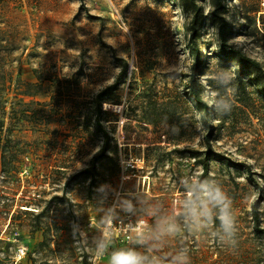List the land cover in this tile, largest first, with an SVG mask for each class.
Returning a JSON list of instances; mask_svg holds the SVG:
<instances>
[{
    "label": "rangeland",
    "instance_id": "1",
    "mask_svg": "<svg viewBox=\"0 0 264 264\" xmlns=\"http://www.w3.org/2000/svg\"><path fill=\"white\" fill-rule=\"evenodd\" d=\"M223 3L231 42L264 67V0ZM189 21L179 0H0V264H111L119 252L139 264H264L262 90H235L236 64L205 27L198 79L212 146L231 161L211 159L201 177L208 129L184 78ZM120 151L144 162L140 186L118 195ZM205 187L223 204H206ZM120 218L144 220L142 235L117 237L109 221Z\"/></svg>",
    "mask_w": 264,
    "mask_h": 264
},
{
    "label": "trees",
    "instance_id": "2",
    "mask_svg": "<svg viewBox=\"0 0 264 264\" xmlns=\"http://www.w3.org/2000/svg\"><path fill=\"white\" fill-rule=\"evenodd\" d=\"M202 0H179L181 7H183L190 14V21L188 22L186 28L189 33V41L191 43V49H193V62L190 66V71L184 75V78L187 79V92L189 96L195 101V106L199 110H203V122L207 127V133L205 135L207 145H208V155L205 158L200 160L203 167V174L201 177L207 178L209 175V161L211 159L231 161L228 158H225L221 152L214 150L211 137L214 134V130L217 126L213 123L212 119V109L203 98L200 89L199 83V71L201 66L205 65V61L202 60V54L199 49V40L204 34L202 31L205 27L210 26L216 29V35L219 41V54L227 59L229 62L234 61L236 64L234 73H235V90H242L244 93L247 92V84L256 86L262 90V96L264 97V67L262 63L256 58L248 55L241 47L236 46L231 42L235 31L232 27V24L226 18V8L223 3V0H209L212 9L205 13L203 7L200 5ZM247 18H251V15L247 13ZM208 44V43H207ZM249 79V82L247 80ZM211 85L215 86V90L218 91V94H223L228 89V84L223 82L218 78H210ZM217 83V84H216ZM111 89V87H110ZM115 87H112V90ZM104 93L100 92L97 97V106L96 109L98 112L102 111V104L104 99L102 95ZM222 123L226 122V116L224 114L218 115V118ZM3 126V122H0V127ZM1 129V128H0ZM104 143L101 147L100 157L106 156V151L109 147V138L107 132L104 130ZM193 157L196 160L200 159V153L198 151H193ZM245 167H249L246 164L239 163ZM250 171V168H248ZM255 217L258 219V215ZM264 231V230H261Z\"/></svg>",
    "mask_w": 264,
    "mask_h": 264
},
{
    "label": "built area",
    "instance_id": "3",
    "mask_svg": "<svg viewBox=\"0 0 264 264\" xmlns=\"http://www.w3.org/2000/svg\"><path fill=\"white\" fill-rule=\"evenodd\" d=\"M119 150H121L122 144L119 142L118 144ZM115 160L119 163L122 167V184L119 188L118 195L125 194V193H132V191L123 189L124 186L135 184L136 188H138L141 184V174L139 170L142 167L144 162L143 157H133V156H124L121 151L114 155ZM186 181V177L182 178ZM114 206L118 209H121V204L118 201H115ZM144 220L138 221L135 224L132 220H128L124 222L123 218H120L114 221L110 219L109 226L112 228V232L116 231L117 237L121 234V238L127 241H130L135 236H141L144 228ZM133 249V248H131ZM21 255L25 254V249L20 251ZM92 264H96V260L92 262Z\"/></svg>",
    "mask_w": 264,
    "mask_h": 264
},
{
    "label": "clouds",
    "instance_id": "4",
    "mask_svg": "<svg viewBox=\"0 0 264 264\" xmlns=\"http://www.w3.org/2000/svg\"><path fill=\"white\" fill-rule=\"evenodd\" d=\"M203 192L206 197V204L207 203L223 204L225 197L223 193L220 192L218 189L214 190V189L205 187L203 189ZM221 220H222L225 230L230 231L232 228V219L227 214V212H225L221 216ZM111 264H139V258L135 254H132V253L119 252V253L113 254L111 258Z\"/></svg>",
    "mask_w": 264,
    "mask_h": 264
}]
</instances>
